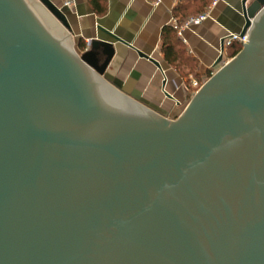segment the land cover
I'll return each mask as SVG.
<instances>
[{
  "label": "water",
  "instance_id": "obj_1",
  "mask_svg": "<svg viewBox=\"0 0 264 264\" xmlns=\"http://www.w3.org/2000/svg\"><path fill=\"white\" fill-rule=\"evenodd\" d=\"M248 1V41L170 121L104 81L110 43L74 52L51 0H0V264H264V0Z\"/></svg>",
  "mask_w": 264,
  "mask_h": 264
},
{
  "label": "crops",
  "instance_id": "obj_2",
  "mask_svg": "<svg viewBox=\"0 0 264 264\" xmlns=\"http://www.w3.org/2000/svg\"><path fill=\"white\" fill-rule=\"evenodd\" d=\"M51 1L63 12L69 30L61 26L62 30L72 40V48L78 55L89 51L92 42L112 45L113 54L102 76L104 81L163 117L173 116L179 110L184 98L182 80L164 61L161 34L164 27H173L174 20L180 25L196 17L188 16L182 22L174 10L181 3L185 6L183 16L191 14L197 10L198 0H160L158 3L156 0H74L72 10L63 8L61 0ZM251 3L249 0L247 6ZM205 13V20L189 26L178 37L186 52L196 60L200 76L221 67L214 64L221 55L224 60L222 41L240 34L244 25L242 0H211L199 15ZM138 53L158 62L160 69ZM93 58L100 66L101 56L94 54Z\"/></svg>",
  "mask_w": 264,
  "mask_h": 264
},
{
  "label": "trees",
  "instance_id": "obj_3",
  "mask_svg": "<svg viewBox=\"0 0 264 264\" xmlns=\"http://www.w3.org/2000/svg\"><path fill=\"white\" fill-rule=\"evenodd\" d=\"M181 1L184 2L187 0ZM210 2L211 0H198V2H196L198 4V6L196 7L197 10H194L195 12L184 16L182 12L183 10H185V6L180 3L175 8L174 14L176 17H179L180 20L183 22L188 18V16H198L202 12V9ZM161 41V53L163 54L164 61L168 65L173 67L181 76L192 75L196 79L203 77L205 80L210 78L211 72H206L201 76L197 73L198 65L196 60L186 52L184 45L178 38L177 33L172 26H166L163 28L161 34ZM241 48V44H239L238 42H232L231 45L226 47L225 49V51L228 53L227 57L233 58L239 53Z\"/></svg>",
  "mask_w": 264,
  "mask_h": 264
},
{
  "label": "built area",
  "instance_id": "obj_4",
  "mask_svg": "<svg viewBox=\"0 0 264 264\" xmlns=\"http://www.w3.org/2000/svg\"><path fill=\"white\" fill-rule=\"evenodd\" d=\"M159 1L160 0H156L155 2L158 3ZM61 5L65 9L72 10L74 8V0H61ZM206 17H207L206 13L205 14H201L199 16L187 19L183 24H180V25L177 24L176 20H174L172 25H173V28L176 31L178 37H181V34H182L183 30H185L186 28H188L189 26H191L193 24H199L200 22L205 20ZM248 37H249L248 33H246L243 37H240L239 34L238 35L233 34V35L228 36L226 39L223 40L224 51H225L226 47L231 45L232 42H238L239 44H241V47H242L248 41ZM182 41L184 42L183 39H182ZM223 65H224V63L222 61L221 67ZM213 74L214 73H211V76ZM191 84H192L193 87H197L198 86L196 80H193V79L191 80Z\"/></svg>",
  "mask_w": 264,
  "mask_h": 264
},
{
  "label": "rangeland",
  "instance_id": "obj_5",
  "mask_svg": "<svg viewBox=\"0 0 264 264\" xmlns=\"http://www.w3.org/2000/svg\"><path fill=\"white\" fill-rule=\"evenodd\" d=\"M35 4L39 5L42 9L43 7L36 2V0H33ZM44 10V9H43ZM45 11V10H44ZM46 12V11H45ZM55 22V21H54ZM61 29V25L57 22H55ZM228 53L226 51H224V60L223 63L226 64L227 62H229L232 58H228ZM220 68H217L216 71H214L213 73L217 72ZM179 77L182 80V92L184 93V98L182 100V103H180L179 105V110L175 112V114L173 116H169V117H165L166 119L170 120V121H175L177 120V118H179L182 113L184 112V110L186 109V107L188 106L189 102L191 101V99L193 98L194 94L199 90V88L208 80V79H204L202 78H194L192 75L190 76H181L180 74H178ZM196 80L198 86L197 87H193L191 84V80Z\"/></svg>",
  "mask_w": 264,
  "mask_h": 264
}]
</instances>
